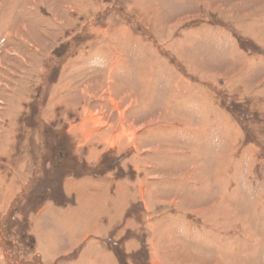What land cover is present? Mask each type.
Instances as JSON below:
<instances>
[{
	"label": "rangeland",
	"instance_id": "1",
	"mask_svg": "<svg viewBox=\"0 0 264 264\" xmlns=\"http://www.w3.org/2000/svg\"><path fill=\"white\" fill-rule=\"evenodd\" d=\"M0 264H264V0H0Z\"/></svg>",
	"mask_w": 264,
	"mask_h": 264
}]
</instances>
